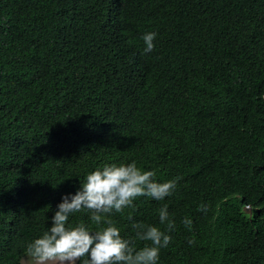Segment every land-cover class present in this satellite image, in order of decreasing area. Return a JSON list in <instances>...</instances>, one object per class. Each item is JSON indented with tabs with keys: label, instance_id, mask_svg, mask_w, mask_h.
I'll return each mask as SVG.
<instances>
[{
	"label": "trees",
	"instance_id": "trees-1",
	"mask_svg": "<svg viewBox=\"0 0 264 264\" xmlns=\"http://www.w3.org/2000/svg\"><path fill=\"white\" fill-rule=\"evenodd\" d=\"M130 160L176 181L109 216L134 236L167 205L158 264H264V0H0V264Z\"/></svg>",
	"mask_w": 264,
	"mask_h": 264
},
{
	"label": "clouds",
	"instance_id": "clouds-1",
	"mask_svg": "<svg viewBox=\"0 0 264 264\" xmlns=\"http://www.w3.org/2000/svg\"><path fill=\"white\" fill-rule=\"evenodd\" d=\"M156 35L154 31L142 35L144 53L152 52ZM175 189L174 179L158 181L154 169L141 168L135 160L105 162L87 171L75 192L62 196L48 217L51 223L26 243L25 264H158L160 250L169 245L174 230L167 205L158 210L163 229L133 222L134 236L121 235L109 216L134 206L138 197L159 201ZM81 212L87 213L89 223L72 222ZM191 222L188 217L182 221L185 225ZM137 241L144 243L137 247Z\"/></svg>",
	"mask_w": 264,
	"mask_h": 264
},
{
	"label": "rangeland",
	"instance_id": "rangeland-1",
	"mask_svg": "<svg viewBox=\"0 0 264 264\" xmlns=\"http://www.w3.org/2000/svg\"><path fill=\"white\" fill-rule=\"evenodd\" d=\"M22 262H23V264H25V257L23 258Z\"/></svg>",
	"mask_w": 264,
	"mask_h": 264
}]
</instances>
